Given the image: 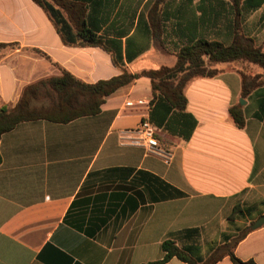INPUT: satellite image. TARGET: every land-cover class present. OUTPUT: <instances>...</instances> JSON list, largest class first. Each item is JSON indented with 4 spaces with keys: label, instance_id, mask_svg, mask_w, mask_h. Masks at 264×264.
<instances>
[{
    "label": "crops",
    "instance_id": "1",
    "mask_svg": "<svg viewBox=\"0 0 264 264\" xmlns=\"http://www.w3.org/2000/svg\"><path fill=\"white\" fill-rule=\"evenodd\" d=\"M155 3L81 4L86 23L102 26V46H88L67 44L33 0H0V43L18 46L0 59V108L64 72L87 84L137 76L95 116L23 122L2 136L0 264H149L163 258L167 240L206 260L236 238L238 217L251 224L264 216V87L239 103L241 72L254 64L216 65L217 76L186 87L184 114L170 109L147 74L174 67L183 41L152 33ZM243 25L264 51V4L247 11ZM239 104L243 129L229 115ZM185 114L195 121L188 139ZM143 120L161 130L169 164L137 143ZM233 251L243 263L264 264V226ZM216 264L234 263L226 255Z\"/></svg>",
    "mask_w": 264,
    "mask_h": 264
},
{
    "label": "trees",
    "instance_id": "2",
    "mask_svg": "<svg viewBox=\"0 0 264 264\" xmlns=\"http://www.w3.org/2000/svg\"><path fill=\"white\" fill-rule=\"evenodd\" d=\"M33 1L52 19L67 44L102 46L98 37L102 26L94 25L92 22L86 23L81 5L84 3L98 5L102 0ZM195 1H197L196 5H194ZM155 2L154 15L152 16L151 12L149 19L152 33L158 39H162L163 34H172L183 41V45L176 53L177 62L174 67L162 68L147 74L152 79L154 93L163 95L170 109L184 114L187 109L184 92L186 87L197 78H212L219 74L218 69L207 70L208 64L246 61L263 70V74L255 75L241 72L243 100L257 89L264 87V51L247 35L243 25L246 12L259 9L264 4V0H155ZM70 9L79 16L75 22L65 14V11L69 12ZM129 27L126 28V33ZM17 47L15 44L0 43V50ZM3 56L4 54L1 55ZM136 77L125 72L110 80L87 84L64 72L61 76L30 85L23 90L15 107L0 108V140L5 133L23 122L45 120L67 124L79 118L95 116L101 112L106 97L131 83ZM176 78L180 79L177 83ZM46 84L55 92L57 104L47 112L34 110L28 96L33 95V91L39 86ZM229 115L239 129L245 127V114L240 104L231 107ZM185 116L192 120V123L187 121L186 130L182 134L188 139L195 121L193 123L190 115L185 114ZM1 162L0 155V165ZM237 211L236 209L235 213ZM251 232L250 227L244 229L232 242L213 250L206 260L199 258L194 249H182L174 241L167 240L162 244L163 258L149 264H164L173 258L185 264H216L226 255L234 264H255L253 261L243 263L235 257L233 251Z\"/></svg>",
    "mask_w": 264,
    "mask_h": 264
},
{
    "label": "rangeland",
    "instance_id": "3",
    "mask_svg": "<svg viewBox=\"0 0 264 264\" xmlns=\"http://www.w3.org/2000/svg\"><path fill=\"white\" fill-rule=\"evenodd\" d=\"M172 47H173V49L175 48L174 45ZM8 51H10V50H0V59L2 58L1 55H3V54L5 55ZM243 62H246V61H243ZM236 64L237 65H235V66H239V67L241 66L240 63H236ZM216 65L226 66V64H222V63L208 64L207 70H211L212 68L215 69ZM250 66L252 69L246 68V70H245L246 74H248V73L254 74L256 72H262V69L260 67L255 66V65H250ZM250 74H248V75H250ZM179 80H180L179 78H176L175 82L177 83ZM28 98H29V100L31 102V106L34 110L47 112L48 110L55 108V106L57 104L56 94L51 89V87L47 84L44 86H39L36 90L33 91V95L30 94L28 96ZM241 100H243V99H241ZM241 100L239 101V103H241ZM243 101H245V100H243ZM255 221H253L252 223H254ZM251 224L248 223V220L246 218L238 217L237 222L235 223V225L238 228V232H237L236 236H238L240 234V232H242V230L250 227Z\"/></svg>",
    "mask_w": 264,
    "mask_h": 264
},
{
    "label": "built area",
    "instance_id": "4",
    "mask_svg": "<svg viewBox=\"0 0 264 264\" xmlns=\"http://www.w3.org/2000/svg\"><path fill=\"white\" fill-rule=\"evenodd\" d=\"M137 133L139 135L138 144H141L148 153L159 155L166 164L170 163L171 156L165 152L161 145V130L158 127L148 120H143L138 126Z\"/></svg>",
    "mask_w": 264,
    "mask_h": 264
},
{
    "label": "water",
    "instance_id": "5",
    "mask_svg": "<svg viewBox=\"0 0 264 264\" xmlns=\"http://www.w3.org/2000/svg\"><path fill=\"white\" fill-rule=\"evenodd\" d=\"M245 101L241 100V105H245ZM264 226V216H261L256 222L251 225V230H258Z\"/></svg>",
    "mask_w": 264,
    "mask_h": 264
}]
</instances>
